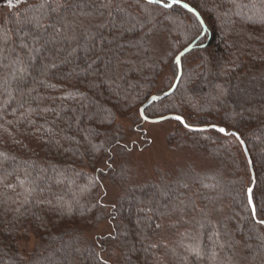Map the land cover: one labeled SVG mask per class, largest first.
Returning a JSON list of instances; mask_svg holds the SVG:
<instances>
[{"label":"trees","instance_id":"1","mask_svg":"<svg viewBox=\"0 0 264 264\" xmlns=\"http://www.w3.org/2000/svg\"><path fill=\"white\" fill-rule=\"evenodd\" d=\"M182 1L202 17L203 36L180 5L151 6L150 22L135 0H113L124 13L100 9L102 0H23L4 8L0 152L8 159L0 158V264H264V225L257 223L264 219V0ZM42 2L63 5L49 17L59 33L28 23L29 6ZM159 33L164 54L144 40ZM194 38L176 89L146 114L216 124L240 139L165 120L174 126L168 149L187 156L141 177L129 155L148 140L145 121L132 114L170 88L178 68L169 53ZM117 58L126 61L119 79L97 75ZM17 60L27 72H18ZM135 133L144 142L133 140ZM196 156L208 164L198 167ZM253 181L255 217L247 196ZM101 222L109 230L90 236ZM31 238L34 247L24 254L19 245Z\"/></svg>","mask_w":264,"mask_h":264},{"label":"snow or ice","instance_id":"2","mask_svg":"<svg viewBox=\"0 0 264 264\" xmlns=\"http://www.w3.org/2000/svg\"><path fill=\"white\" fill-rule=\"evenodd\" d=\"M16 2L19 3V2H21V0H16ZM7 4L9 6V8H13L15 6L13 4V0H7ZM153 5H155L161 11H163L165 9H171L174 5H180L184 9H187L188 12L192 13L196 17V20L198 21L199 26L201 28H203V26H204V21H203L202 17L200 16V14L194 8H192L188 3H183L182 0H143V2H141V0H135V6L145 16H147L149 18V22L151 21V17H152L151 6H153ZM114 6L121 13H124L126 11V9L121 7L119 4L114 5L113 0H102V2L99 4L100 9H110ZM60 7H63V5L58 4L57 7L53 8L50 4H46L44 2H42L36 6L30 5L29 10L32 11L33 14L28 18V23L32 24L33 27L38 29V30L46 31L48 28H53L56 33H59L61 31V28H57L56 23L50 21L49 17L51 16V14L53 12H57ZM102 14L103 13H101V15ZM80 15L81 16H91L92 13L91 12H81ZM109 15H111V12H109ZM133 19H134V17H133ZM165 19H167V17H165ZM46 20L49 21L47 24L45 23ZM125 23H126V21H122L121 26H123ZM67 26H68L67 24L61 25L62 28L67 27ZM99 26L103 27L104 25L100 24ZM113 26L115 27V25H113ZM133 27H135L134 24H133ZM149 32H151V30H149ZM39 39H40L39 36L33 37V40L36 41L37 43L39 42ZM195 39L196 38H194V42H195ZM144 40H145V42L148 43L149 48H155L158 46L155 43V41L151 40L149 38V36H147V35L144 37ZM193 46H194V43L189 44L187 47H184L183 50L177 49L175 52L169 53V56L173 57L172 64L176 65L177 68H179L181 66V63H182V58L185 56V54L187 52H189L191 50V48ZM24 47H28V46L24 45ZM2 51L3 50L0 49V52H2ZM73 51H75V49H73ZM14 63H17L20 65V67L18 68V72L20 74L27 72V67L24 66V62L22 60H17ZM94 63H95V61H93L92 64H88L89 70L93 69ZM124 63H126V61L121 60L119 58H117L115 60H109L108 63L104 66L103 72L97 73V75H103L107 79L115 82L121 76V72H122L121 66ZM52 66L54 67L55 65H52ZM173 76L176 77L177 73L173 72ZM5 83H6V81H5ZM176 87H177V85L175 83L171 84L169 91L164 92V96H168L171 93V91ZM158 99H160V97L158 95H153L151 97V99L149 100V103L155 102ZM32 111H34V109L29 108L26 110V113L24 115L27 116ZM132 115L135 116L140 121H150L151 123H158L159 121L174 119V120L180 122V124H182L185 128H188V129L192 128V125H190L182 115L165 116L163 114H159L155 120H150V117L146 114V109L143 106L138 108L136 110V112L133 113ZM29 122H31V121H29ZM133 122H135V121H133ZM210 127L215 128L218 132L224 134L225 136H234L238 140L240 139L238 133L229 132L224 127H219L216 124H212V125H210ZM241 143H243L242 140H241ZM116 144L119 145V140H116ZM0 158H2V160L8 159L7 155L3 152H0ZM2 160H0V162H2ZM249 163H251V161H249ZM108 167H111V164H108ZM97 171H102V169H97ZM6 187H12V185H6ZM247 193H248V204L253 206V216L255 217L256 213H255V205L253 203V200H254L253 189L248 188ZM257 223L264 225V219H259L257 221ZM156 227L159 228L160 225H156ZM153 247H155V245H153ZM189 250L198 253L197 248L190 247ZM104 264H107V262L105 261Z\"/></svg>","mask_w":264,"mask_h":264},{"label":"rangeland","instance_id":"3","mask_svg":"<svg viewBox=\"0 0 264 264\" xmlns=\"http://www.w3.org/2000/svg\"><path fill=\"white\" fill-rule=\"evenodd\" d=\"M22 1L23 0H21V2ZM19 3H17L16 0H13L14 5H18ZM6 7H8L7 0H0V18L3 15L4 8ZM153 41H155V43L158 45L155 47V49L164 54L166 51L164 34H156L153 38ZM123 125L127 126L126 123ZM173 127V124L170 122L142 123L141 128L144 130L145 140H148V146L142 145L139 150H134L129 155V162L135 165L141 177L153 173V168L156 165H160L165 169H173L175 164L179 162V164H181L182 158L187 156V152H173L170 151L166 145L165 138L167 134L173 129ZM131 136L133 140H140L144 142V140H141L140 134L135 133ZM194 160L198 167H205L208 164V160L204 157L201 158L196 156ZM108 230L109 228H107V224L105 222H101L94 229H91L89 235L93 237L95 235L103 234ZM19 247L22 249L24 254H27L34 247L33 238L29 239L28 241L21 242Z\"/></svg>","mask_w":264,"mask_h":264},{"label":"water","instance_id":"4","mask_svg":"<svg viewBox=\"0 0 264 264\" xmlns=\"http://www.w3.org/2000/svg\"><path fill=\"white\" fill-rule=\"evenodd\" d=\"M183 2V1H182ZM183 3H186V2H183ZM192 7V6H191ZM193 8V7H192ZM187 10V9H186ZM196 10V9H195ZM197 11V10H196ZM198 12V11H197ZM206 31H207V28H206V25H205V23H204V26H203V29H202V33H201V35H200V37L201 36H203L205 33H206ZM199 37V38H200ZM199 38H197L196 40H195V42L193 41L192 43H194V45H195V43H196V41L199 39ZM192 43H190V44H192ZM187 47V46H186ZM194 47V46H193ZM193 47L191 48V50L193 49ZM183 50V49H182ZM190 50V51H191ZM189 51V52H190ZM188 53V52H187ZM181 75H182V63H181V66L178 68V72H177V76H176V78H175V80H174V82L173 83H175L176 85H178V83H179V81H180V78H181ZM176 88H174L172 91H171V93L172 92H174V90H175ZM167 91H169V89L168 90H166L165 92H167ZM170 93V94H171ZM169 94V95H170ZM155 95V94H154ZM153 95H151L147 100H146V102H144L140 107H144L145 109L151 104V103H149V100L151 99V97H152ZM160 98H163V97H166V96H164V93H162L161 95H158ZM172 115H174V114H168V115H165V116H172ZM157 118V117H156ZM156 118H150V120H155ZM169 120V119H168ZM174 120V119H173ZM163 121H165V120H163ZM163 121H159V122H163ZM145 122H149V123H151L150 121H145ZM158 122V123H159ZM219 127H222V126H219ZM192 130H206V129H214V130H216L215 128H212V127H210V126H192V128H191ZM231 132H234V131H231ZM242 144V147H243V150H244V153H245V155H246V158H247V161H248V163H249V161H251V159H250V155H249V153H248V150H247V148H246V145L244 144V142L243 143H241ZM249 166H250V169H251V174H252V178H254V174H253V170H252V164L251 163H249ZM253 187H254V181L252 182V184L248 187V188H252L253 189ZM247 196H248V193H247ZM254 203V202H253ZM250 208H251V210H252V212H253V206H251L250 205Z\"/></svg>","mask_w":264,"mask_h":264}]
</instances>
